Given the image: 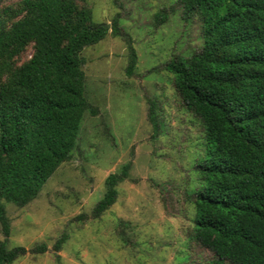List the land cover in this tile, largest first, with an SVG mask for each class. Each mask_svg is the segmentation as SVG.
I'll use <instances>...</instances> for the list:
<instances>
[{"label":"trees","instance_id":"1","mask_svg":"<svg viewBox=\"0 0 264 264\" xmlns=\"http://www.w3.org/2000/svg\"><path fill=\"white\" fill-rule=\"evenodd\" d=\"M179 2L184 21L199 18L203 41L199 52L163 67L204 130V156L197 166L203 185L187 196L196 211L192 234L218 261L264 264V0ZM9 18L17 19L7 28ZM107 32L93 24L90 9H78L74 0H23L19 12L5 17L0 12V77L5 76L0 84V264L29 253L7 245L5 204L22 208L34 200L70 160L85 112L97 115L85 98L81 55ZM111 34L122 36L116 20ZM126 37L130 76L137 55ZM31 42L30 60L13 69V59ZM149 119L156 131L151 107ZM128 171L124 165L106 177L93 218L115 203L116 186ZM65 241L62 236L54 251ZM46 251L45 245L31 250Z\"/></svg>","mask_w":264,"mask_h":264},{"label":"rangeland","instance_id":"2","mask_svg":"<svg viewBox=\"0 0 264 264\" xmlns=\"http://www.w3.org/2000/svg\"><path fill=\"white\" fill-rule=\"evenodd\" d=\"M22 1L0 0L2 16L19 12ZM74 1L78 9L91 10L93 24L109 25L105 38L81 55L85 98L97 115L85 112L70 160L34 200L22 208L5 204L8 247L29 252L13 264H228L193 237L196 211L187 196L203 185L197 166L204 156V130L163 69L176 57L201 50L199 18L184 21L179 0ZM17 18L7 19L6 27ZM115 20L120 37L111 34ZM126 35L137 55L130 76ZM33 51L31 42L13 59V69L27 63ZM4 80L0 77V84ZM124 165L128 178L116 186L115 203L93 218L106 177ZM62 236L66 241L55 252ZM39 245L47 251L32 253Z\"/></svg>","mask_w":264,"mask_h":264},{"label":"water","instance_id":"3","mask_svg":"<svg viewBox=\"0 0 264 264\" xmlns=\"http://www.w3.org/2000/svg\"><path fill=\"white\" fill-rule=\"evenodd\" d=\"M105 29H109V25L108 24H105L103 25Z\"/></svg>","mask_w":264,"mask_h":264}]
</instances>
